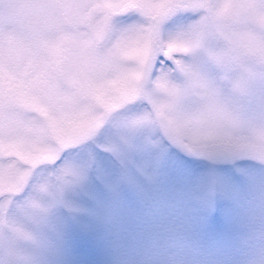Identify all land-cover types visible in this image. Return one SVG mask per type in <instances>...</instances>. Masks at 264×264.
Segmentation results:
<instances>
[{
    "label": "rangeland",
    "instance_id": "rangeland-1",
    "mask_svg": "<svg viewBox=\"0 0 264 264\" xmlns=\"http://www.w3.org/2000/svg\"><path fill=\"white\" fill-rule=\"evenodd\" d=\"M126 1L62 0L72 5L63 20L58 0H0V228L24 231L10 210L28 191L30 222L45 223L54 240L71 224L73 264H97L101 226L119 247L152 212L131 179L132 192H114L103 205L93 199L81 146L107 129L105 150L131 159L142 150L134 134L153 123L178 146L209 139L231 117L224 82L243 68L241 54L264 59V45L231 23L260 0L182 5L170 17L173 0ZM234 178L229 168L204 177L223 193L203 208L210 232L226 227Z\"/></svg>",
    "mask_w": 264,
    "mask_h": 264
},
{
    "label": "clouds",
    "instance_id": "clouds-1",
    "mask_svg": "<svg viewBox=\"0 0 264 264\" xmlns=\"http://www.w3.org/2000/svg\"><path fill=\"white\" fill-rule=\"evenodd\" d=\"M231 23L264 45V0L242 5ZM241 63L243 68L231 71L224 82L231 117L219 134L201 141L188 137L189 146H178L153 123L134 134L142 150L123 161L105 150L107 129L81 146L93 199L103 205L114 192H132L131 179L152 209L148 221L130 230L119 247L101 226L97 264H264V59L242 53ZM241 78L243 89L237 87ZM90 155L95 157L91 167ZM223 168L235 174L232 212L222 231L210 232L203 208L223 193L204 177ZM29 197L28 191L22 193L19 207L10 210L24 231L0 228V264H73L68 258L71 224L66 222L54 240L45 223L27 219Z\"/></svg>",
    "mask_w": 264,
    "mask_h": 264
},
{
    "label": "water",
    "instance_id": "water-1",
    "mask_svg": "<svg viewBox=\"0 0 264 264\" xmlns=\"http://www.w3.org/2000/svg\"><path fill=\"white\" fill-rule=\"evenodd\" d=\"M22 76H23V77H27V76H29V72H27V71H23Z\"/></svg>",
    "mask_w": 264,
    "mask_h": 264
}]
</instances>
